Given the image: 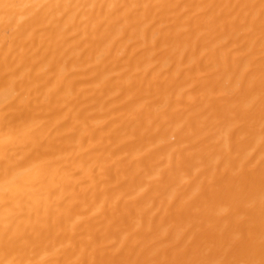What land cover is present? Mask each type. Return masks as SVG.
Here are the masks:
<instances>
[{"label":"bare ground","instance_id":"bare-ground-1","mask_svg":"<svg viewBox=\"0 0 264 264\" xmlns=\"http://www.w3.org/2000/svg\"><path fill=\"white\" fill-rule=\"evenodd\" d=\"M0 264H264V0H0Z\"/></svg>","mask_w":264,"mask_h":264}]
</instances>
